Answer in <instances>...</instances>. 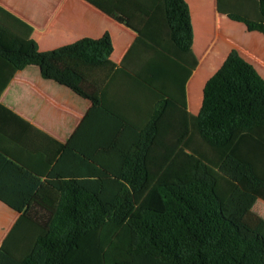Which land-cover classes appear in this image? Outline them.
Wrapping results in <instances>:
<instances>
[{
    "label": "trees",
    "instance_id": "trees-1",
    "mask_svg": "<svg viewBox=\"0 0 264 264\" xmlns=\"http://www.w3.org/2000/svg\"><path fill=\"white\" fill-rule=\"evenodd\" d=\"M86 1L137 31L138 45L147 38L134 16L136 9L148 16V0ZM161 1L170 49L156 48L180 68L172 78L175 85L157 89L156 106L131 140V148H111L109 154L118 157L116 164L90 165L96 161L78 158L72 171L57 165L43 181L42 175L0 150V201L20 213L0 248V264H64L82 236L105 224L124 223L138 236L128 250L132 255L146 254L163 264H264V219L253 212L256 202L264 201V78L237 50L207 81L197 119L201 138L212 147L227 145L238 130L243 131L218 169L236 184L234 191L222 204L204 178L160 185L164 210L145 209L141 216H131L134 195L147 182L145 159L156 122L167 98L187 109L186 83L198 66L189 4ZM217 3L221 14L243 23L249 32L264 35V0ZM0 13V22L17 32L7 19L13 16ZM28 29L26 38L33 32ZM31 47L27 54L0 46V95L18 72L39 66L45 79L67 85L96 108H108L104 88L115 72H123L112 61L114 46L109 38H86L44 54L35 50L34 40Z\"/></svg>",
    "mask_w": 264,
    "mask_h": 264
},
{
    "label": "crops",
    "instance_id": "crops-1",
    "mask_svg": "<svg viewBox=\"0 0 264 264\" xmlns=\"http://www.w3.org/2000/svg\"><path fill=\"white\" fill-rule=\"evenodd\" d=\"M186 2L190 6L193 50L198 60L196 70L186 83L188 107L184 109L167 98L146 154L147 182L134 195L132 214L143 205L147 209H159L152 204V198L162 207L159 195L155 196L160 185L187 184L204 178L215 190V182L207 177V159L203 153L209 145L198 132L204 87L232 50H237L264 78L263 34L249 32L243 23L221 14L217 0ZM148 5V16L135 10V20L147 37L138 45L140 34L137 31L86 0H0V10L13 16L14 19H7L17 30L0 22V46L30 54L33 51L31 40H34L35 50L44 54L86 38H109L114 46L112 61L123 70L115 72L104 88V104L108 108H96L92 101L67 85L45 79L39 66L18 72L0 95V150L42 175L43 181L57 165L61 170L72 171L75 160L80 162L78 158L96 161L89 162L90 165L116 164L117 154L110 155L109 151L113 147L131 148V140L136 139L156 106L157 89L175 85L172 78L180 68L156 48L170 49L163 2L148 0ZM27 27L33 30L30 38L25 36L29 32ZM239 33L247 35L249 43L239 40ZM242 133L238 130L227 145L213 149L220 152L215 170ZM225 178L230 186L223 187L222 204L236 187ZM253 212L264 219L263 200L256 202ZM19 218V212L0 201V248Z\"/></svg>",
    "mask_w": 264,
    "mask_h": 264
},
{
    "label": "rangeland",
    "instance_id": "rangeland-1",
    "mask_svg": "<svg viewBox=\"0 0 264 264\" xmlns=\"http://www.w3.org/2000/svg\"><path fill=\"white\" fill-rule=\"evenodd\" d=\"M248 35V32H247ZM242 33H239V40L244 43H249L246 41L250 38ZM264 57V56H263ZM197 101H194V105ZM215 147L206 146L203 150L204 155L207 159V177L209 176L215 182V192L219 197L221 203L224 198L222 193L223 187H228L223 179L224 177L215 170L216 161L219 158L220 152H215ZM220 178V179H219ZM222 178V179H221ZM226 179V178H225ZM219 194V195H218ZM158 192H155L157 197ZM160 197V196H159ZM161 199V198H160ZM163 204L162 200H160ZM152 204L158 207L159 211L164 208L156 201V198H152ZM159 205V206H158ZM144 209L147 207L139 206V211L131 216H141ZM155 209L156 208H148ZM126 226H112L110 224H105L104 226L95 229L83 236L78 243V247L72 250L64 260L65 264H116V263H126V264H163L156 261L146 254L142 255H132L128 252L129 248L138 242V236L134 229L130 227L127 223ZM120 227V228H119ZM74 253V254H73ZM81 257H80V256ZM79 256V257H78ZM81 258V259H80Z\"/></svg>",
    "mask_w": 264,
    "mask_h": 264
}]
</instances>
